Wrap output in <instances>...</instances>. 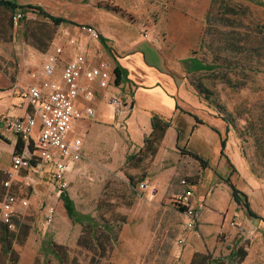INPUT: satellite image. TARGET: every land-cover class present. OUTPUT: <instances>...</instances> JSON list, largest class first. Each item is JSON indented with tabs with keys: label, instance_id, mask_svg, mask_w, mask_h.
Listing matches in <instances>:
<instances>
[{
	"label": "rangeland",
	"instance_id": "rangeland-1",
	"mask_svg": "<svg viewBox=\"0 0 264 264\" xmlns=\"http://www.w3.org/2000/svg\"><path fill=\"white\" fill-rule=\"evenodd\" d=\"M13 1L41 6L69 22L55 26L29 10L23 21L15 23L11 13L0 8V50L5 73L17 66L29 76L38 73L44 62L43 54L52 49L61 33L68 31L81 43L78 36L81 31L76 27L89 26L107 39L111 51L113 44L116 50L129 45L135 48L142 43L154 47L165 69L185 87L187 103L180 104L190 111L188 115L183 112L174 116L169 107L137 93L133 113H120L122 109H114L108 102L110 95L125 101V92L129 91L125 85L110 90L109 98L89 103L97 113L72 133L84 142L83 159L69 163L68 187L64 192L81 213L100 221L108 220L115 226L116 242L96 262L91 261L94 251L77 245L81 225L70 221L59 197L62 192L58 193L49 183L51 166L44 165L43 174L28 171L32 178L29 183L15 175L8 178L11 162L6 145H1L0 163L10 166L0 171V183L8 178L11 185L5 190L0 184V202L8 190L28 200V205L18 207L13 215L28 227L23 241L13 246L20 256L17 264L42 261L39 249L42 241L48 239L66 247L78 264H190L195 252L187 254V251L194 242L191 237L194 231L185 228V215L177 197L184 191L181 181L195 186V190L207 187L198 192L206 196L211 185L228 175L224 166L231 170L214 156L219 144L214 128L221 131V137L230 139L227 153L236 169L233 178L247 194L257 217L248 216L242 206L234 212L229 209L223 222L228 230L218 233L214 241H202L200 237L195 241L210 244L211 250L200 253H210L214 261L264 264V0ZM86 37L83 41L95 44L94 39ZM87 48L97 57V52L90 46ZM103 51L111 52L105 48ZM109 57L111 60L105 55L103 59L113 67L114 60ZM191 57L212 65L213 70L189 71V63L183 60ZM193 64L198 62L193 59ZM98 104L108 113L98 108ZM155 109L157 116L172 120V127L180 128L182 138L190 128L188 119L198 124L200 118L207 123L195 128L189 148L181 138L177 148L171 133L174 128L170 129L161 139L163 149L158 147L150 156L140 132L149 129L148 113ZM187 149L208 161L206 171L199 161L185 154ZM146 153L149 156L144 157ZM144 179L151 182L146 190L140 188ZM224 191L219 204L224 202ZM47 205L56 210L51 223L45 219ZM198 212L200 216L199 209ZM12 224L13 230L16 222L13 220ZM231 250L238 253L236 261L242 251L246 255L239 263H228Z\"/></svg>",
	"mask_w": 264,
	"mask_h": 264
},
{
	"label": "built area",
	"instance_id": "built-area-1",
	"mask_svg": "<svg viewBox=\"0 0 264 264\" xmlns=\"http://www.w3.org/2000/svg\"><path fill=\"white\" fill-rule=\"evenodd\" d=\"M21 17V13H16L15 23ZM76 30L94 40L98 39L96 30L89 26H79ZM65 47L73 51L66 61L63 60ZM101 54L98 53L97 57L90 55L78 37L71 36L68 31L61 33L41 70L30 75L33 83L20 91L21 98L28 103L31 110L24 116L6 121L8 129L19 135L25 143L21 152L12 155L8 178L15 175L29 183L32 178L28 171L34 161H40L51 164L49 183L57 192L61 193L67 189L69 163H77L83 159L84 142L72 133H75V129L80 127L84 120L95 116V110L89 102L96 98V88L107 89L114 85L113 67ZM59 64L62 66L57 73ZM108 103L117 110L124 106V101L115 96L110 97ZM36 129L38 136L36 143H33L31 138ZM36 172L42 174V169ZM8 178L0 183L5 190L11 185ZM181 184L184 191L177 197V203L184 208L185 228L191 230L199 219V212L198 208L190 204V193H193L191 186L184 180ZM148 187V183L140 184L142 190ZM17 205L26 207L28 200L9 190L6 191L0 202V224L12 229ZM55 212V207L47 205L45 210L47 223L54 220ZM182 242L179 240V243Z\"/></svg>",
	"mask_w": 264,
	"mask_h": 264
},
{
	"label": "crops",
	"instance_id": "crops-1",
	"mask_svg": "<svg viewBox=\"0 0 264 264\" xmlns=\"http://www.w3.org/2000/svg\"><path fill=\"white\" fill-rule=\"evenodd\" d=\"M16 4H19V3H16ZM19 5H24V4H19ZM78 36L80 38L81 43L85 45L87 51H88L87 46H90V49H93L97 53H102L101 56L104 57L105 55L106 59L108 60L110 59L109 56L111 55L113 60L117 61L119 65L127 71L128 81L124 84L119 85L120 87L124 85L127 87L129 86V91L125 92L126 94L124 95V98L126 99H124L125 100L124 106L121 108L122 111L120 110L121 111L120 113H123L125 111L130 112V115L133 113L135 109V105H136L135 96L137 93H139V94H144L145 97L147 95L148 98L156 99L162 105V107L163 106L169 107V109L172 110V113L174 116L175 115L180 116L181 114H183V112L186 115H188L190 111H185L184 107H182L180 104V102L182 101L187 103L186 101H184L185 94L187 91L185 87L182 86L181 83L177 81L173 77V75H171L165 69L164 61L154 47H151V46L145 47V44L142 43L144 46L137 45L134 48L133 46L135 45H129L128 47L124 49L116 50L113 44L114 49L111 51L110 46L107 44V39L102 35L104 39L106 40V45H108V49L106 50L111 51L109 55L108 53H105L103 51V48L105 47L102 45L100 40L99 41L93 40L95 44L90 45L88 41H83V37H86L85 34L80 32ZM139 44H141V42ZM50 51L51 50L43 54L44 61L46 60L47 55L48 53H50ZM72 52L73 51L71 48L65 47V53L63 55V60L65 61L68 60ZM61 66L62 64H59V67H58L59 69L57 73H59ZM113 67H114V64H113ZM57 76L58 75L56 74L55 77ZM113 78L115 79L114 76ZM33 81L34 80H32L28 74L21 73L18 66L16 69H13L11 72L5 73L4 66H3V51L2 49L0 50V146L1 145L4 146V144L6 145V152L9 157V163L11 162V158L14 153L21 152L24 149L25 143H24V140L19 135L13 133L12 131L8 129L6 121L14 117L24 116L28 111L31 110L28 103L21 98L20 91L22 89L27 88L29 85H31ZM115 88H117L115 87V85H111L107 89L96 88V98L95 99L101 100L106 97L107 98H109L110 96L112 97V95H110L112 94L110 93V90L115 89ZM130 92H132V94ZM108 95L110 96L108 97ZM102 107H103L102 104H98V108H100L103 112L108 113L105 111L106 109ZM157 111L158 110L155 109L153 110V113L152 112L150 114L148 112L147 113L150 116V118H152L153 115H156ZM95 113H97L96 110H95ZM161 119L169 123V126L165 128L164 134L161 139L164 140L165 133H167L168 131H171L170 129L174 128V132H171V133L174 136L173 138L175 140L174 145L177 148L179 147L178 145L181 143L180 142L181 140H184L183 144L185 145L187 144L186 146L189 148L190 143H192V140L194 139L193 136H194L195 128H197L198 125L207 123L204 120H201L200 118L198 119L202 121L203 123L196 124L194 122H191V118L188 119L190 128L188 129V132L186 134L187 136L185 138H182L181 137L182 131L180 130V128L178 130L176 126L172 127L171 125L172 120L170 121L169 119H166V118H161ZM151 132H152V125H150L149 129L147 127V129H145L144 131H141L140 136L144 140L145 137H147ZM213 132L218 136V139H219V144L218 146L215 147L213 151L214 156L216 160L219 159L220 162L223 161L226 164H228L231 170L227 171L228 170L227 165L224 166L225 168L224 171L228 175L226 177H221V180L219 182H216L214 185H211V187L209 188V192L206 196H203L204 195L203 193H202L203 195H201L198 192L205 191L207 187H202L200 190H195L194 189L195 186L190 184L192 185L190 188L193 191L192 197L190 198V202L191 203L193 202L192 204H194L200 210V216H199V219L195 227L191 229V231H194V235L191 236L192 239H194V242L188 247L187 254H193L194 252H205L207 250H211L210 244L209 245L204 244L202 241L206 239L207 240L211 239V241L212 240L214 241L218 233H220L223 230H228L226 229L225 224L223 222L228 218L226 214H227V211H229V209L230 211L234 212L238 206H242L245 209L246 214L250 216L247 213V209L242 204H239L238 202L234 200L233 195H232V189L230 187L231 184L239 192L246 195V200L249 204V209L252 210L250 207V202L248 200L247 194L245 193L243 189L239 188L238 183H236V181L233 178L234 176L233 172H235L236 169L234 165L232 164L231 159L229 158V153H227L228 150L230 149V144H229L230 139L228 140L226 136L221 137L222 135L221 131L216 128H214ZM37 136H38V129H36L32 135L31 139L33 143H36ZM161 139L158 145L155 147V152L153 154L149 152L150 156H153L156 153L158 147H159V150L163 149L162 147L163 140L161 141ZM222 139L226 141L225 149H224L225 156L221 155L222 154L221 153V150H222L221 140ZM17 148L18 150H16ZM231 148H233L232 145H231ZM187 150H190V149H187ZM0 152H1V149H0ZM192 152L196 153L201 158H203V156L200 155L199 153L195 151H192ZM235 155H237V153H235ZM147 156L149 155L147 154L144 157H147ZM46 164L51 166V164L49 163H41L40 161H34L29 171H34V172L38 171L39 169H42L43 166ZM8 167H4L0 163V171H4ZM207 167H208V161H207V165L203 167L205 171L207 170L206 169ZM44 177L46 178V176ZM141 183H148L150 185L149 188L151 187V182H149V180L147 179L142 180ZM175 186L178 187L179 185H175ZM178 188H180V186ZM219 188H221V190H219ZM222 189H225V191L223 192L224 202L222 204H219L220 202L219 199L221 198ZM18 207H21V206L17 205L15 207V211L17 210ZM253 213L256 215L254 211ZM250 217H254V216H250ZM255 217H257V215ZM199 237L202 241L196 242L195 239Z\"/></svg>",
	"mask_w": 264,
	"mask_h": 264
},
{
	"label": "trees",
	"instance_id": "trees-1",
	"mask_svg": "<svg viewBox=\"0 0 264 264\" xmlns=\"http://www.w3.org/2000/svg\"><path fill=\"white\" fill-rule=\"evenodd\" d=\"M252 1V0H248ZM0 8H3L11 13V17H14L16 13H21V18L18 22L23 21L26 17L25 14L31 10L33 13L50 20L55 26L68 23L69 21L63 17L55 16L47 12L41 6L35 5H19L16 4L13 0H0ZM228 12V11H226ZM236 11H234L235 13ZM210 18V16L208 17ZM215 19V18H214ZM11 25H13V21L11 20ZM98 39L105 47L108 49V45H106V40L100 34H98ZM193 59L198 62V64H193ZM188 64V70L191 72L198 71H211L213 70L212 65H208L202 61H200L196 57H191L183 60ZM192 63V64H191ZM113 76L114 85L119 86L120 84H124L128 81L127 79V71L119 65L117 61H114L113 67ZM204 92V90L202 91ZM196 118V117H195ZM197 123H203L197 118ZM152 132L145 137L144 147L148 150L147 153L153 154L155 152V147L158 145L160 139L162 138L165 128L169 126V123L163 119H161L157 115H153L151 118ZM226 141L224 139L221 140V155L225 156ZM18 150V148L16 149ZM146 153V154H147ZM185 154L191 156L195 160L199 161L202 166L207 165V161L201 158L196 153H193L190 150H185ZM144 156V155H142ZM128 158V157H127ZM232 189V195L236 202L242 204L246 209L247 213L250 216H256L252 210L249 209V204L246 200V195L239 192L232 184L230 185ZM193 194V193H192ZM192 197V196H191ZM190 197V198H191ZM60 199L62 201L63 207L66 211V214L70 221L73 223L81 225V234L79 239H77V245L81 248L91 250L95 252V255L91 258L92 262H96L98 259L105 256V254L111 249V247L116 242L117 231H115V226L110 224L108 220H98L97 218L91 216L90 214L81 213L76 209L74 201L69 197L66 192H62L60 195ZM182 211L184 208L180 205ZM16 222V228L10 229L7 225L0 224V264H17L19 257L18 253L13 248L16 242L21 243L24 237L28 233V227L17 219L13 218ZM40 254L42 255V261H39L35 264H78L75 258L70 257L66 247L63 245L57 244L52 241V239L43 240L39 249ZM238 255L237 251L231 250L228 255V263H239L243 260L246 255L245 251H242L239 259L236 261L235 257ZM97 258V259H96ZM190 264H224L222 260L212 259V255L210 253H200L195 252L191 258Z\"/></svg>",
	"mask_w": 264,
	"mask_h": 264
},
{
	"label": "bare ground",
	"instance_id": "bare-ground-1",
	"mask_svg": "<svg viewBox=\"0 0 264 264\" xmlns=\"http://www.w3.org/2000/svg\"><path fill=\"white\" fill-rule=\"evenodd\" d=\"M192 196V193H190V197Z\"/></svg>",
	"mask_w": 264,
	"mask_h": 264
}]
</instances>
